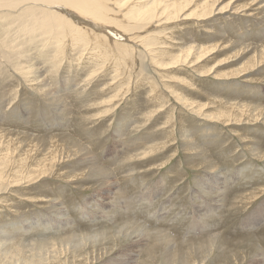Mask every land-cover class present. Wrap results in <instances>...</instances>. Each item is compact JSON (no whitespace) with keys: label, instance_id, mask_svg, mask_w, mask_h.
<instances>
[{"label":"rangeland","instance_id":"obj_1","mask_svg":"<svg viewBox=\"0 0 264 264\" xmlns=\"http://www.w3.org/2000/svg\"><path fill=\"white\" fill-rule=\"evenodd\" d=\"M228 1L215 6L225 8ZM254 1L235 0L231 9L215 10L212 17H202L204 20L193 15L191 3L178 14L179 19H162L155 24L157 28L153 25L146 30L145 42L151 43L146 47L157 52L164 46L167 49L159 52L175 49L177 55L184 43V47H215L213 53L199 54L190 66H150L141 47L136 48L134 62L113 56L98 65L90 59L88 46L69 51L75 48L70 44L72 33L52 45L43 42L44 37H37L36 42L22 37V73L6 71L5 84L10 85L0 103V131L16 143L14 154L20 156L30 149L28 155L34 154L35 159L53 142L63 143L66 151L75 140L83 146L82 151L59 169L71 171L75 178L83 171L86 175L75 181L55 176L35 182L27 190L22 184L0 187V264H169L166 257L176 264L180 260L174 247L178 237L191 240L206 238V234L213 239L203 264H264V240H260L264 234V159L257 158L264 154V123L253 125V114L240 117L239 122L233 118L226 122V117L209 121L202 116L221 118L222 104L227 102L264 113V6L258 9L253 5L247 12L244 8ZM258 3L264 5V0ZM233 6L238 11L233 13ZM107 28L92 31L130 45L129 34ZM158 41L166 47L158 46ZM170 41L174 43L171 46ZM156 56L155 62L163 60ZM33 57L39 64L40 80L46 81L41 93L27 83ZM71 90L78 91L80 98ZM68 137L71 140L67 141ZM6 141H1L3 150ZM93 168L102 173L92 176ZM258 191L261 194L255 196ZM143 195H150L146 202ZM41 197L54 201L62 215L49 209L50 203H35ZM164 207L167 212L161 211ZM128 221H133V226L119 227ZM157 228L165 229L173 243L161 247L154 262L142 263L139 259L149 233ZM139 238L144 239L140 247ZM112 241L114 246H110ZM76 244L78 248H74ZM194 260L190 255L189 264H195Z\"/></svg>","mask_w":264,"mask_h":264},{"label":"bare ground","instance_id":"obj_2","mask_svg":"<svg viewBox=\"0 0 264 264\" xmlns=\"http://www.w3.org/2000/svg\"><path fill=\"white\" fill-rule=\"evenodd\" d=\"M131 1L132 0H0V91L2 92V94L0 95V103L3 100L4 94L6 93L5 90H7L6 87H7L8 83L5 84L6 83L5 75H6L7 69H9V71L11 70L12 72L13 71L21 72V70H22V37L27 38L28 41H34V42H36L39 37H41V38L44 37L43 39H45V38L46 39L43 40V42L45 41L46 43L52 45L53 41H54V43H56L57 39H59V41H60V39H63L64 37H68V36L70 37V34H68V33H72L73 36L70 39L71 40L70 44L72 46H75V48H73V49H71L69 51L74 53V51H78L79 48H82V47L86 48L88 46L92 50L91 52L88 49H82V50H86V51L88 50L90 52L88 54L90 59L92 60V62L94 61L98 65L99 64L103 65L104 64L103 62H105L108 59H113V56H119L118 58L123 59L125 61H128V58H131V62L132 61L134 62L135 57H136V55H134V54L138 53L137 49L141 47L143 49V53L145 55H147L146 59H148L149 65L150 66L153 65V67H157V68H161L162 69L163 65H169L170 66V64L176 65V64H182V63H184V64L192 63L194 61L193 59H197V57H199L198 56L199 54L200 55L201 54L202 55L208 54L215 47L211 48V46L210 47H205V46L202 47V46H198V45L194 46L192 44L190 46H187V44H186L187 47H184V45H185V43H184L183 44V48L181 47L182 49H180L178 47L179 48V50H178L179 53L176 55V52H173L175 50L174 48H173L174 50L171 51V52H170L169 49H168L169 51L165 50V51L159 52V51L167 49V48H163L164 47L163 45H165V47H166L165 43L164 44H162V43L159 44V41H158V44H159L158 46H160V47L163 46L162 49L158 50V52H157V50L155 51V49L154 50L153 49L150 50L148 47L151 46V43L149 42L147 44V41L145 42V40L148 39V37H146V35H149V33H148L149 31L146 32V30L149 29L150 26L155 25L158 21H161L162 19H165L168 22H169V20H172L173 18L174 19L175 18L179 19L178 18L179 17L178 14L180 12H184L183 9H185V6H187V5L191 4V3H192V6L191 5L190 6H191V8L193 7V12L195 14H193L192 12L191 13L193 15H196L195 17H198V19H201L202 17L205 18V17L211 16L215 12V10H217V12L222 13L221 12L222 10L224 11L225 9H228V8L231 9L232 2L233 3L235 2V0H231V1L229 0L227 2V4L225 5V8L220 7L219 9H217L216 8L217 6H215L216 2H220L222 0H195V1L193 0L194 2L191 1V0H187V2H182V1H179V0H171V1H169V0H136L135 2L132 1V3H131ZM258 2H259V0H255L252 5L244 7L246 12H247V10H249L250 8H253V7H256L258 9L263 8L264 5H261ZM260 2H261V0H260ZM237 8L238 7L233 6L232 7V10H233L232 12L234 13L235 11H238V10H236ZM188 11L189 10H187V14L190 13V12L188 13ZM246 12H245V15L247 14ZM216 14H219V13H216ZM185 16H187V15H185ZM190 16H192V15H190ZM73 17H75V18H73ZM183 17L184 16H182V18ZM76 18H77V20H76ZM184 18H186V17H184ZM186 19H188V17ZM201 20H204V19L202 18ZM78 21H82L84 23H89L88 25H91L92 28H96V29L107 28V26L108 27H114L116 29L118 28L119 31L121 30L122 32L130 35V40L129 41H131V43H130V45L129 44L126 45V44L121 43V42H119L117 40H111V38L109 39L108 36H106V34H103L104 32H101V33L99 32L98 33V32H95L96 30L92 31V28L90 29V28H86V27H81L80 26L81 24H78V23H80ZM178 21H180V20H178ZM192 21H194V20H192ZM197 21H199V20H197ZM173 23H175V22L173 21ZM159 24H161V23H159ZM164 25H166L165 22H164ZM170 26H172V25H170ZM155 28H157V26ZM161 28H163V27H161ZM178 30H177V32H178ZM113 31H112L111 28H109V30H108V32H110V33H113ZM170 32H173V30L170 31ZM170 32H168V33L170 34ZM146 33H148V34H146ZM150 33L153 34V35L155 34L153 32H150ZM66 35H68V36H66ZM110 35H112V34H110ZM126 36H128V35H126ZM150 36H152V35H150ZM159 38L157 39V37H155L154 39L155 40H159ZM163 38H165V36ZM125 41H126V39H125ZM172 41L174 42V39ZM177 42H179V41H177ZM191 42H193V41H191ZM174 43H176V42H174ZM174 43H171V41H170V46H171V44H174ZM186 43H188V42H186ZM180 44H181V42H180ZM223 45H225V43ZM146 46H148V47H146ZM167 46H169V43H168ZM215 46H217V45H215ZM67 47H69V46H67ZM108 47L110 49H114V52H111L110 49H108ZM102 48H106L108 50H106V49L103 50ZM176 50H177V48H176ZM197 50H199V51H197ZM25 51H27V48L24 50V52ZM216 51H218V50H216ZM109 52H111V53H109ZM155 52H156L157 56H156ZM213 52L214 51L212 50L211 53H213ZM82 53H81V55H79L80 57L83 56ZM155 56L156 57H158V56L160 57L161 56L162 58H160V59H163V60L159 61V62L158 61L155 62L154 61ZM143 57H145V56L143 55ZM252 58H255V57H252ZM141 59H143V58H141ZM10 60L13 61V63L9 64ZM32 60H33L32 64H28L29 68H30L31 76L27 80V83H29V86H30V88H32V90L34 89V90L39 91L41 93V92H43V90L41 89L42 88L41 86H42V84L44 85L46 81L44 82V81L40 80V76H39V72L40 71H38L39 69L36 67V65H39V64L36 63L35 57H33ZM157 60H159V58ZM198 61L199 60H197V62ZM261 61L264 62V55H263ZM251 63H252V61H251ZM133 64H135V63H133ZM252 64L254 65V63H252ZM195 65L197 66V64H195ZM253 65L251 67H253ZM107 66H108V64H107ZM189 66H190V64H189ZM54 67H56L55 64L49 68V72L52 71V68H54ZM241 67H243V66H241ZM246 69L248 70V68H246ZM247 70H245V71H247ZM208 71L211 72L210 70H208ZM209 72H206V74L209 73ZM240 74H242V71H241ZM243 74H244V72H243ZM19 76H21V74ZM162 83H165V82L162 81ZM8 85H10V84H8ZM75 90H77V89H75ZM39 92H38V94H39ZM73 93H74V95L77 94V93L79 94L78 91H77V93H75V92H73ZM78 94L76 96H78V98H80V95H78ZM7 95H8V93H7ZM42 95L45 96L44 94H42ZM49 98L54 99V97H52L51 95H50ZM179 102L181 103L180 100H179ZM222 105H224L225 107L219 113L221 118L218 117L219 115L215 116L213 114V115L209 116V115H205V114L203 115L202 114L203 119L208 120L206 118H209L210 119L209 121H211L212 119H214V120L218 119L219 120V119H222V118L226 117L224 119V121H226V122H230L231 118H233V120L235 122H239L238 120H240L239 119L240 117L245 115V117H244V119H245V118L249 117V115L253 114V118H252L253 125H254V122L255 123H259V121L264 123V113L263 114L260 113L261 109L260 110L254 109V110H256V112H253L254 110H253V107H252L251 110H253V111H251L250 109H247L248 111L250 110V112H248L246 110L247 106H244L242 104L241 105H232V104H228V102H227V103H223ZM189 106H191V105H189ZM193 108H195V107H193ZM249 108H250V106H249ZM262 109H264V108H262ZM201 111H200V113H201ZM258 111H260V112H258ZM194 112H195V110H194ZM246 115H247V117H246ZM248 120H249V118H248ZM241 121H240V125L244 124V123H241ZM234 124H236V123H233V125ZM247 124H248V122H247ZM3 134H4V132L0 131V145H1V141L3 140V138L7 139V141L5 142V144H6L5 145V147H6L5 150L0 148V182H2L0 184L1 188L3 186H6V187L14 186V185L15 186H21V184H22V189L23 190H27V189H29L32 186L31 184H33L35 182L37 184L38 182L40 183V182H42L45 179H47V180H48V178L52 179V177H55V176H56V178H63V179L68 180V181L69 180H74V179L77 178V177L75 178V174L73 173L74 174L73 175L71 171L68 172V171H65L64 169L62 170V168L59 169V167L62 164H64L67 161H69L71 157L76 156L79 151L80 152L82 151L83 146L81 144H78L75 140H72V146H71L72 150L67 146L66 147V151H65V147H64L63 143L60 144L59 142H53L52 145L49 146L41 155L39 154L40 155V159H38V157H37V159H35V157H33L34 154H33V156L32 155H28L31 152L30 149L27 150V153H25L23 155L21 154L20 156H17L16 155L17 153L14 154V151L16 149V143L14 142V140L11 137H7V136H5ZM182 135H184V134H182ZM61 136H64V135H61ZM56 137H57V135L52 137L51 139L54 140V139H56ZM182 138H184V136ZM68 139L71 140V138L68 137L67 141H68ZM55 141H57V140H55ZM245 141H247V140H245ZM74 147L78 148V150L77 149L73 150ZM85 149H86V147H85ZM187 149H188V147H187ZM189 150L190 149H188V151ZM192 150H195V149H192ZM256 150H258V149H256ZM195 151H192V154H193V152L196 153ZM72 152H74L75 154L74 153L72 154ZM149 153H150V151H149ZM39 155H36V156H39ZM136 156H138V155H136ZM257 158L258 159H264V154L260 155V156H257ZM83 163H84V161H83ZM86 164L88 165V163H86ZM88 171H90V170L88 169ZM107 171L109 172V170H107ZM92 173H93L92 176L96 177V176H99V174H101L102 171H101L100 168H93L92 169ZM76 174H77V171H76ZM77 175H78L77 179H82V178L85 177L86 174H85V171H83V172H80ZM105 180H106V178H105ZM214 180H215V178H214ZM259 188H260V186H259ZM41 189H43V188H41ZM257 190H258V188H257ZM260 194H261V191H258L255 196L260 195ZM48 196L45 195V197H48ZM144 196L146 198H144ZM142 197L144 198L143 200L145 201V200L149 199L150 195H143ZM47 199H49V198H47ZM36 202H37V204H38V202L50 203V204H48L49 205V209H52L53 211H55V210L58 211V213H59L58 215L59 216L62 215L61 214L62 212L60 213L61 209L60 208H56L57 205H56V203L54 201H50V199H49V201H43V198H42V199H38L37 201L35 200V203ZM165 207L163 208V210H161L162 212H167V211H165L166 210ZM254 213H253V215H254ZM254 216H256V215H254ZM208 217H206V218H208ZM53 218H55V217H53ZM51 220H52V218H51ZM131 223H133V221H128V222L123 223V225H120L119 227L122 226V228H123L124 224H127L128 226H133V225H131ZM192 223H194V222L192 221ZM252 228H253V226H252ZM160 229H162V228H157L156 230H151L150 233H149V238L146 237V238L149 239V242L145 246V249H144L145 251L143 250L144 255H143V257L141 256L142 257L141 259H139L140 262L142 261V263H147V262H152V260L154 262L156 260V258L159 256V249L161 247H163L164 245L166 246L168 244H171V242H172L171 237H169V235L167 234L165 229H164V231H163V229L162 230H160ZM117 231L118 230L115 229V232H117ZM145 232H147V230ZM170 236H173V235H170ZM82 237H83V235H81L80 238H82ZM193 237H195V236H193ZM205 237L206 238L199 237V238H195V239H191V240L188 239L187 237H185V238H183L181 236L178 237L177 245L176 246L173 245L177 249V253L176 254L178 255V257H180V260H178L179 258L178 259L176 258V260H178V262L176 264H189L190 255L195 257V260H194L195 264H203L205 262V259H206L207 253H208V245L210 244V241L213 239V237H210L208 234H206ZM252 237H254V236H252ZM248 238H250V237L248 236ZM133 239H135V238H133ZM221 239H222V237H221ZM227 240L228 239H226V241ZM260 240H262V241L264 240V234H262L260 236ZM84 241H86V240H84ZM84 241L81 240V242H84ZM138 241L139 242H138L137 246L140 247V245L143 243L144 239L139 238ZM177 241H175V242H177ZM75 242H77V239H76ZM234 242L237 243L239 241H234ZM234 242H233V244H234ZM104 243H105V241H104ZM253 243H254V241H253ZM248 244H249V246L252 245L251 242H248ZM110 246H114V241L110 242ZM168 247H169V245H168ZM74 248H78L77 244H76V247H74ZM169 249L170 248H168V252H169ZM116 250H117V248H116ZM118 250H120V249H118ZM141 251H142V249H141ZM229 251L232 254L234 252L233 251V247L231 249H229ZM165 252H167V251H165ZM244 253H242V254H244ZM113 254H114V252H113ZM169 254L171 255L172 251L169 252ZM235 254H238V253L235 252ZM107 255H109V254H107ZM221 257H222V255H221ZM166 258H167V260L164 259L166 263L169 262V264H171V263L173 264V262L171 261V259L169 257H166ZM219 259H220V257H219ZM123 260H124V258H123ZM221 262H222V260H221ZM128 264H130V263L128 262Z\"/></svg>","mask_w":264,"mask_h":264}]
</instances>
